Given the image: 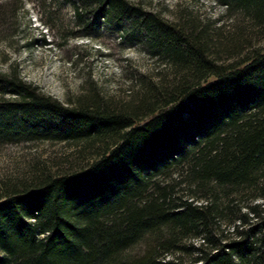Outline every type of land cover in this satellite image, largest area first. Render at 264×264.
Masks as SVG:
<instances>
[{
	"label": "trees",
	"instance_id": "16d2710c",
	"mask_svg": "<svg viewBox=\"0 0 264 264\" xmlns=\"http://www.w3.org/2000/svg\"><path fill=\"white\" fill-rule=\"evenodd\" d=\"M64 1L84 35L116 32L168 74L140 73L122 97L90 82L62 102L0 71V142L95 153L3 183L0 264H264V0H217L234 7L227 28Z\"/></svg>",
	"mask_w": 264,
	"mask_h": 264
},
{
	"label": "rangeland",
	"instance_id": "374dc122",
	"mask_svg": "<svg viewBox=\"0 0 264 264\" xmlns=\"http://www.w3.org/2000/svg\"><path fill=\"white\" fill-rule=\"evenodd\" d=\"M130 1L167 19L189 16L225 28L235 19L224 16L225 6L217 0ZM158 60L139 44L121 43L105 27L84 35L64 0H0V71L15 67L24 81L59 101L72 99L90 82L103 94L125 96L137 91L140 73L152 78L168 74ZM82 146L72 141L0 142V190L3 183L41 171L69 172L86 164L95 153L80 154Z\"/></svg>",
	"mask_w": 264,
	"mask_h": 264
},
{
	"label": "flooded vegetation",
	"instance_id": "af4514ba",
	"mask_svg": "<svg viewBox=\"0 0 264 264\" xmlns=\"http://www.w3.org/2000/svg\"><path fill=\"white\" fill-rule=\"evenodd\" d=\"M219 4L225 6V9L223 11L224 13H228V12L234 11V7L232 5H230L229 2H226L225 4H221V3H219Z\"/></svg>",
	"mask_w": 264,
	"mask_h": 264
}]
</instances>
